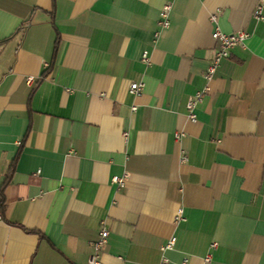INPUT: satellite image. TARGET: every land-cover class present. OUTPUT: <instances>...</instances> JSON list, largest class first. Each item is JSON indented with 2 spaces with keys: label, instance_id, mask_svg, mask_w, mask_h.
I'll list each match as a JSON object with an SVG mask.
<instances>
[{
  "label": "crops",
  "instance_id": "crops-1",
  "mask_svg": "<svg viewBox=\"0 0 264 264\" xmlns=\"http://www.w3.org/2000/svg\"><path fill=\"white\" fill-rule=\"evenodd\" d=\"M260 1L0 0V264H264Z\"/></svg>",
  "mask_w": 264,
  "mask_h": 264
},
{
  "label": "built area",
  "instance_id": "built-area-1",
  "mask_svg": "<svg viewBox=\"0 0 264 264\" xmlns=\"http://www.w3.org/2000/svg\"><path fill=\"white\" fill-rule=\"evenodd\" d=\"M263 8H264V0H261L257 4V7L254 11V16L258 20H264ZM170 12H171V5L166 4L160 12L159 22H160L162 27H168L170 25V22H171L170 21ZM211 20L214 24L217 23V15L213 14L211 16ZM212 37L216 42L219 43V48L217 49V52H216L214 59L210 62V64L208 65V67L206 69V72H205V78L208 81V83L213 79V77L217 71V68L220 64V61L223 58L228 57L231 54L232 49L235 48L236 46H245L246 40L249 37V33L245 30H237V31H234L231 33H227V32H224L222 29H220L218 26H216L212 32ZM143 61L145 63H150V58H149V54L147 51H145L143 54ZM33 80H34V77H32V76L28 77L29 82H33ZM142 90H143V82L134 81L133 83H131L130 91L133 94L139 95V94H141ZM208 90H209V86L207 85L204 90L198 91L195 95H193L192 97L189 98L188 103H187V107L189 110L188 115H189L190 119L196 120V118H197L196 113H195L196 105L201 100L204 93H206ZM132 108H133V110H136L137 107L133 106ZM180 136H181V134L177 133V138H180ZM185 158L186 157H184L183 159H185ZM125 176H123V177L116 176L113 178V180L115 182H117L119 185L123 186ZM182 212H183V209L181 208L179 210L177 217H176L177 220H180L183 218ZM1 220H2V215L0 213V221ZM108 237H109V231L106 228L101 229L99 232V238L97 240H95L94 242H92L93 252L90 254V256L88 258L89 264H103L102 253L108 244ZM175 240H176V238L172 237L167 242V244L162 247L163 251L171 249L175 243ZM215 245H216V243H213L212 246H215ZM210 259H211V254H208L205 257V260H210ZM166 260H167V258L164 256L163 261H166ZM187 261H188V258H183L184 264H186Z\"/></svg>",
  "mask_w": 264,
  "mask_h": 264
},
{
  "label": "trees",
  "instance_id": "trees-1",
  "mask_svg": "<svg viewBox=\"0 0 264 264\" xmlns=\"http://www.w3.org/2000/svg\"><path fill=\"white\" fill-rule=\"evenodd\" d=\"M48 71L47 70L44 74L47 75L48 74ZM3 203H4V188H2L0 190V209L2 210L3 209Z\"/></svg>",
  "mask_w": 264,
  "mask_h": 264
}]
</instances>
